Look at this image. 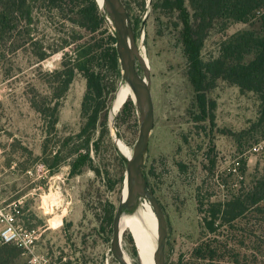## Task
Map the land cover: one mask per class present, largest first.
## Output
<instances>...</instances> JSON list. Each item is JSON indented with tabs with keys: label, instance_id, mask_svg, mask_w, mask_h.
<instances>
[{
	"label": "rangeland",
	"instance_id": "rangeland-1",
	"mask_svg": "<svg viewBox=\"0 0 264 264\" xmlns=\"http://www.w3.org/2000/svg\"><path fill=\"white\" fill-rule=\"evenodd\" d=\"M123 2L151 68L155 126L145 173L168 217L169 264L194 262L195 249L208 243L227 248L221 264H237L233 262L235 252L240 254L238 264H264V220L256 212L247 213L233 227L217 223L215 235L204 223L212 205L224 204L238 190L249 188L264 169V156L252 151L264 137L260 129H253L260 116L258 97L218 79L208 93L215 103L212 116L199 120L202 114L188 77L180 12L164 9L163 0ZM31 4L32 24L20 23L2 43L0 182L5 187L0 195L10 202L26 198L23 210L28 226L45 231L39 247L57 264H118L110 246L126 158L117 143L133 155L139 117L132 104L126 106L130 98L114 119L111 116L122 86L106 61L107 36L113 33L107 23L95 31L91 23H83L86 0H36ZM184 6L193 22L195 3L184 0ZM261 26L259 19L249 23L215 19L206 31L202 59H220L233 36L246 31L261 35ZM28 35L38 45L26 43ZM83 50L88 51V66L100 78L101 92L89 93L85 74L77 72L67 92L59 96L55 72ZM40 51L52 55L39 61L36 54ZM254 57L246 55L244 62ZM87 95L89 106L99 108L97 127L91 133H83ZM79 154L89 159L72 176L71 165ZM55 158L58 165L51 167ZM243 164L242 184L233 174ZM130 236L123 233V248L138 264Z\"/></svg>",
	"mask_w": 264,
	"mask_h": 264
},
{
	"label": "trees",
	"instance_id": "trees-1",
	"mask_svg": "<svg viewBox=\"0 0 264 264\" xmlns=\"http://www.w3.org/2000/svg\"><path fill=\"white\" fill-rule=\"evenodd\" d=\"M36 0H0V59L4 58L2 53L3 44L7 42V36L15 31L20 23L26 21L32 24V13L34 7L31 2ZM55 3L57 0H44ZM195 3V14L193 22L188 10L184 6V0H163V8L167 10H178L183 23L182 43L188 62V77L196 92L197 108L202 116L199 120H205L212 116L215 103L210 101L208 93L212 84L223 79L238 86L242 91L256 94L260 102L259 118L253 124V129H260L264 136V0H192ZM87 7L81 13L83 23L92 24V30L105 27L106 22L100 11L97 0H86ZM217 18H226L233 22L249 23L259 19L262 34L255 31H246L233 36L224 46L223 55L220 59L205 62L201 51L204 47L206 31L211 28ZM86 27V26H83ZM32 31L31 29H29ZM27 31V34H30ZM28 35V36H29ZM26 43L33 46L38 45L34 38L29 36ZM108 47L106 49V61L117 78L122 80L120 62L116 50V39L112 34L107 36ZM69 46V44H67ZM19 46L18 48H20ZM254 54L255 57L249 62H244L245 56ZM50 54L44 51L36 54L39 61L47 59ZM87 50L76 52L73 58L63 62L61 71L55 72L59 82V96L67 92L77 72H83L87 78L89 93L101 92L99 76L92 70L86 59ZM66 58V57H65ZM58 95V94H57ZM85 97L83 103V115L86 119L83 133H90L96 129L98 123L99 108L91 107ZM133 104L127 102L126 106ZM264 138V137H263ZM261 138V139H263ZM89 140V139H88ZM88 144V141H87ZM89 159L88 155H80L71 165V174L75 175ZM51 167L58 165L55 158ZM243 168L234 172L235 180L240 179L244 183ZM242 178V179H241ZM230 201L224 204L212 205L204 217L205 229L215 235L220 225L233 227L243 220L247 213L256 212L264 220V169L258 174L252 185L247 189L237 191ZM259 219V218H258ZM217 223H221L217 225ZM131 237V236H130ZM132 239V237H131ZM11 246V247H9ZM0 249V264H9L10 260L22 254L21 250L13 245H3ZM228 253L226 247L212 246L211 243L202 244L194 251V262L186 264H221ZM239 252L234 253V263H239Z\"/></svg>",
	"mask_w": 264,
	"mask_h": 264
},
{
	"label": "water",
	"instance_id": "water-1",
	"mask_svg": "<svg viewBox=\"0 0 264 264\" xmlns=\"http://www.w3.org/2000/svg\"><path fill=\"white\" fill-rule=\"evenodd\" d=\"M97 2L103 18L116 39L122 85L128 88L130 99L139 117V136L133 148V155L128 161L126 160L121 198L113 219L110 252L118 264H133L123 248L120 222L131 200L138 195L152 207L156 215L158 233L154 264H169L166 256L168 217L145 173L150 137L155 126L151 68L141 54L133 22L123 0H97Z\"/></svg>",
	"mask_w": 264,
	"mask_h": 264
},
{
	"label": "bare ground",
	"instance_id": "bare-ground-1",
	"mask_svg": "<svg viewBox=\"0 0 264 264\" xmlns=\"http://www.w3.org/2000/svg\"><path fill=\"white\" fill-rule=\"evenodd\" d=\"M145 60L149 64L146 58ZM129 98L130 93L128 88L125 85H122L118 89L112 105L111 116L113 119L117 116L120 109ZM117 146L120 147L128 161L131 158L130 151H128L127 147L121 143H117ZM141 200L142 198L138 195L133 197L122 215L120 229L122 234L129 232L132 235L137 250L138 264H154L158 233L156 215L152 207L144 201L141 202Z\"/></svg>",
	"mask_w": 264,
	"mask_h": 264
},
{
	"label": "built area",
	"instance_id": "built-area-1",
	"mask_svg": "<svg viewBox=\"0 0 264 264\" xmlns=\"http://www.w3.org/2000/svg\"><path fill=\"white\" fill-rule=\"evenodd\" d=\"M252 151L264 156V138L253 146ZM23 209V203L19 200L0 201V245L19 248L27 264H57L48 251L39 247L45 231L40 227H29L22 221L25 214Z\"/></svg>",
	"mask_w": 264,
	"mask_h": 264
},
{
	"label": "crops",
	"instance_id": "crops-1",
	"mask_svg": "<svg viewBox=\"0 0 264 264\" xmlns=\"http://www.w3.org/2000/svg\"><path fill=\"white\" fill-rule=\"evenodd\" d=\"M1 180V178H0ZM4 184H2V182H0V191L2 190V188L4 189ZM9 198H5L4 197V194L0 195V201H4V202H10V200H8ZM26 198L25 197H21L20 199H18L19 201H21L23 204H24V207H25V200ZM17 201V200H15ZM26 214H24L23 216V219L22 221L24 222V224L28 225L27 221H26ZM0 230H1V226H0ZM11 247V246H9ZM1 248H5L3 247V245H0V249ZM9 264H27V261H26V258L24 256H22V254H18L17 256H15L14 258H12L10 260V263Z\"/></svg>",
	"mask_w": 264,
	"mask_h": 264
}]
</instances>
